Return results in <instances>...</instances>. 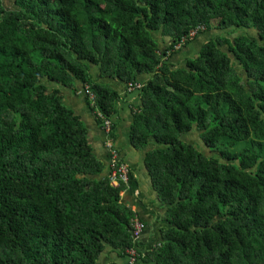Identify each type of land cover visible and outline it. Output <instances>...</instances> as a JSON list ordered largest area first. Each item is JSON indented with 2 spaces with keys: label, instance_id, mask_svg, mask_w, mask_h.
Here are the masks:
<instances>
[{
  "label": "trees",
  "instance_id": "16d2710c",
  "mask_svg": "<svg viewBox=\"0 0 264 264\" xmlns=\"http://www.w3.org/2000/svg\"><path fill=\"white\" fill-rule=\"evenodd\" d=\"M145 75L131 142L159 143L146 164L164 211L146 251L123 200L134 175L103 176L62 90L88 86L84 102L112 119L108 82ZM195 129L218 158L182 142ZM262 131L264 0H0V264H99L108 249L128 264H264Z\"/></svg>",
  "mask_w": 264,
  "mask_h": 264
},
{
  "label": "crops",
  "instance_id": "0c3cea01",
  "mask_svg": "<svg viewBox=\"0 0 264 264\" xmlns=\"http://www.w3.org/2000/svg\"><path fill=\"white\" fill-rule=\"evenodd\" d=\"M217 36L216 33L215 37L210 39L198 38L197 41L190 43L189 47L185 50L183 58H180L176 64H180V62H183V59L186 58L189 60L197 58L208 41L215 39ZM199 44L201 46L200 49L197 52H194L191 57H188L186 51ZM186 61L183 65L187 64ZM146 80L147 77L142 79V81ZM119 81L120 80H113L108 82L113 90L118 92L120 97L117 104V113L112 118V134H107L103 125H99L95 115L83 100V107L80 102L75 105L76 102L73 101V95H71L72 91L71 93L65 92L67 95L66 103L71 104L75 108L76 113L85 124L88 131L89 144L97 159L105 164L106 175L109 173V161L111 155V149H107V143H110V146H114L115 150L119 152L118 157L124 159L130 166L132 176L134 175L135 177L134 180L132 179L133 188H131L130 183V189L123 193V200L130 205V207L135 210V212L141 216L140 218L144 219L147 224V231L144 232V235L139 240L146 251V249L150 250L155 244H158L161 241V230L163 225L159 219L164 211L158 208L157 203L155 204L157 207L155 205L153 206V202L158 199V194L154 190L151 174H149L150 172L147 168L146 149L138 150L131 142V131L135 116L138 113L137 108L142 104L140 97L138 96L137 91L133 90V88L129 89V91H131L129 92L127 85L121 81L120 82L125 85H121L120 88ZM99 264H128V259L119 258L112 249H108L102 256ZM136 264L146 263L139 261Z\"/></svg>",
  "mask_w": 264,
  "mask_h": 264
},
{
  "label": "rangeland",
  "instance_id": "374dc122",
  "mask_svg": "<svg viewBox=\"0 0 264 264\" xmlns=\"http://www.w3.org/2000/svg\"><path fill=\"white\" fill-rule=\"evenodd\" d=\"M13 1V0H12ZM215 24V23H214ZM234 31L233 30H231V31H229V33H233ZM216 33H219V31H217V30H214V27H213V30H212V32H208V33H206V32H204L203 33V35L202 34H200L199 36H196V38H201V39H210V38H212V37H215V35H216ZM251 35V36H257V34L256 33H254V32H250V33H245V32H243V31H237V34H236V36H238V35H241V36H245V35ZM158 36L159 35H157V34H153V39L155 40V41H157V40H159V38H158ZM157 39H155V38ZM166 38V37H165ZM167 40V39H166ZM203 41V40H202ZM195 42V41H194ZM203 43V42H202ZM161 47H163L162 45H161ZM189 47V46H188ZM187 47V48H188ZM200 44L199 45H196V46H194V47H191V48H189L187 51H186V55L188 56V57H191L192 55H193V53L194 52H197L199 49H200ZM186 48V49H187ZM185 49V50H186ZM185 50L183 49L177 56H176V58H174V64H173V66H177L179 69H183L184 67H183V63L186 61L187 63H188V61H189V59H183V62L181 61L180 62V64H182V65H180V64H176L177 63V61L180 59V58H183V56H184V53H185ZM95 74V73H94ZM101 81L102 82H104V79H101ZM119 84H120V88H121V85H125V84H123V83H121L120 81H119ZM78 90H79V92L77 93V94H72L71 93V90H69V89H67V88H62V90L63 91H65V92H70L71 93V95H73V101L74 102H76L75 103V105H77L79 102L80 103H82V100L84 101L85 100V98H84V95H86V93H85V91L83 90V87H82V85L80 86L79 84H78ZM86 101V100H85ZM94 103H92V105H93ZM84 106V104L82 103V107ZM93 114L95 115V117H96V119H97V121L99 122V125L100 124H102L103 126L104 125H106V121H105V118H104V116L100 113V111L99 110H95L94 112H93ZM264 137V132L262 131V132H260V133H258V134H256L255 135V138L256 139H262ZM181 140H182V142L183 143H185V144H188V145H194L205 157H207V158H213V157H215V158H218V156L216 155V154H214V153H212L207 147H206V145H205V142L203 141V132H200V131H197L196 129H195V132L194 133H192V134H185V135H183L182 137H181ZM111 142H112V139H111ZM108 144V143H107ZM152 148V146H150L149 148H147L146 149V151H148L149 149H151ZM146 151H145V154H146ZM103 176L105 177V176H107L106 174H105V172H104V174H103Z\"/></svg>",
  "mask_w": 264,
  "mask_h": 264
},
{
  "label": "built area",
  "instance_id": "2783aa9c",
  "mask_svg": "<svg viewBox=\"0 0 264 264\" xmlns=\"http://www.w3.org/2000/svg\"><path fill=\"white\" fill-rule=\"evenodd\" d=\"M196 34H197L196 32H193L191 34V39H194L196 37ZM184 44H185V41L182 42L181 46ZM106 125L109 126L110 123L107 121ZM108 146L109 148L111 147L110 144ZM111 155H112L111 157V170H112L111 178L113 182L118 185L120 184V181L128 184L130 182L129 167L123 163H119L117 152L112 148H111ZM135 227H136L135 235L138 236L144 229V225L138 218H136L135 220ZM131 264H134V261H132Z\"/></svg>",
  "mask_w": 264,
  "mask_h": 264
},
{
  "label": "clouds",
  "instance_id": "9594fccd",
  "mask_svg": "<svg viewBox=\"0 0 264 264\" xmlns=\"http://www.w3.org/2000/svg\"><path fill=\"white\" fill-rule=\"evenodd\" d=\"M187 47H184L183 49L185 50ZM183 49H178V50H180V52L183 50ZM187 65V64H186ZM186 65H183V67L184 68H186ZM174 68L176 69H179L177 66H174ZM144 77H147V80L146 81H148V79H149V77H148V75H145V76H143L142 78H141V80L144 78ZM145 81V82H146ZM142 82L143 81H141V82H138L137 84H135V85H132V84H129V85H127V87H128V91H129V89L130 88H133V90H135V91H137V93L139 94V92H140V90H141V87H142ZM80 85V84H79ZM77 86H78V83H77ZM68 89V88H67ZM90 88L88 87V86H86V87H83V90L85 91V93H86V95L87 96H89V98H90V100L92 99V100H94V95L92 94V93H90V90H89ZM72 92H74L73 90H71ZM78 92H79V90H78ZM129 92H131V91H129ZM92 103H94V102H92ZM114 117V116H113ZM105 118V117H104ZM105 121L107 122H109L110 123V125L109 126H107V125H104L103 127H104V130L107 132V134H110V132L112 131V129H113V122H112V119L111 118H105ZM110 143H108L107 144V149L109 148V145ZM205 145H206V143H205ZM150 146H152V148L151 149H149L148 151H146V154H147V152H149V151H151V150H153L154 148H156V147H158L159 146V143H157L155 140H152V144L150 145ZM191 146H194V145H191ZM207 147V146H206ZM114 149L115 150V148H114V146H111L109 149ZM208 148V147H207ZM116 151V150H115ZM117 152V151H116ZM119 154V152H117V155ZM111 157H112V155H110V161H109V173L107 174L109 177H110V180H111V182H112V184L113 185H115V186H119L118 184H115L114 182H113V180H112V178H111V172H112V170H111ZM118 161H119V163H123V164H125V165H127L128 167H129V169H130V182H131V175H132V170H131V168H130V166L126 163V161L124 160V159H121L120 157H118ZM138 218V217H137ZM139 219V218H138ZM140 220V219H139Z\"/></svg>",
  "mask_w": 264,
  "mask_h": 264
}]
</instances>
